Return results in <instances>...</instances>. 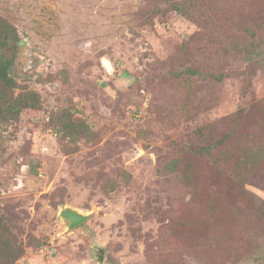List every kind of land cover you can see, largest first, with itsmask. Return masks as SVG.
Wrapping results in <instances>:
<instances>
[{
    "label": "rangeland",
    "instance_id": "374dc122",
    "mask_svg": "<svg viewBox=\"0 0 264 264\" xmlns=\"http://www.w3.org/2000/svg\"><path fill=\"white\" fill-rule=\"evenodd\" d=\"M0 17L13 94L40 101L0 121L13 264H264V158L241 184L198 152L264 136V0H0Z\"/></svg>",
    "mask_w": 264,
    "mask_h": 264
},
{
    "label": "trees",
    "instance_id": "16d2710c",
    "mask_svg": "<svg viewBox=\"0 0 264 264\" xmlns=\"http://www.w3.org/2000/svg\"><path fill=\"white\" fill-rule=\"evenodd\" d=\"M171 9L186 16H191L190 11L185 9L179 2L171 1ZM18 34L16 29L0 17V121L15 120L24 108L37 107L39 96L34 91H25L17 96L13 94L16 87L15 80L9 75L8 69L12 61V53L16 48ZM190 74L194 69L189 68ZM219 82L224 75L217 73L212 75ZM261 107L262 125L264 126V98L259 101ZM239 111V110H238ZM70 124V123H69ZM63 123L61 131L64 137L74 132H87V127L82 122ZM218 143L206 144L199 147L198 152L214 158V162L239 183H243L258 171L259 164L264 158V136L258 142L247 145H230L217 152ZM219 156H218V155ZM11 231L0 215V264H13L24 252L21 243L9 238ZM41 241H36V246H41Z\"/></svg>",
    "mask_w": 264,
    "mask_h": 264
},
{
    "label": "water",
    "instance_id": "95a60500",
    "mask_svg": "<svg viewBox=\"0 0 264 264\" xmlns=\"http://www.w3.org/2000/svg\"><path fill=\"white\" fill-rule=\"evenodd\" d=\"M59 215L67 223V227L72 229L84 222L87 216L72 207H64L59 211Z\"/></svg>",
    "mask_w": 264,
    "mask_h": 264
}]
</instances>
